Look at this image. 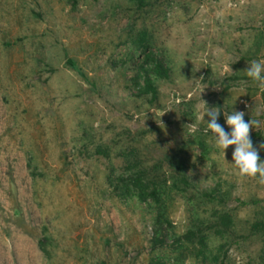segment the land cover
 Here are the masks:
<instances>
[{
	"label": "rangeland",
	"instance_id": "rangeland-1",
	"mask_svg": "<svg viewBox=\"0 0 264 264\" xmlns=\"http://www.w3.org/2000/svg\"><path fill=\"white\" fill-rule=\"evenodd\" d=\"M143 49L170 69L156 100L129 81ZM253 59L264 60V0H0V264H264V184L238 175L234 146L214 147L201 118L208 106L226 131L224 112L259 121L264 161ZM134 161L164 186L177 235L223 214L232 234L218 224L154 248L156 203L109 182ZM183 172L218 200L170 186Z\"/></svg>",
	"mask_w": 264,
	"mask_h": 264
},
{
	"label": "trees",
	"instance_id": "trees-1",
	"mask_svg": "<svg viewBox=\"0 0 264 264\" xmlns=\"http://www.w3.org/2000/svg\"><path fill=\"white\" fill-rule=\"evenodd\" d=\"M130 1L135 3L139 8H142L146 6L150 0ZM144 48L146 49V47ZM145 49H143V58H141L138 63H135L134 74L129 78V81L133 87L137 89V93L135 94L136 97L142 98L149 95L152 99L156 100L158 96L156 79H169L171 73L164 57L147 52ZM137 162L138 161H134L131 165L129 164L124 170L119 172V174L115 175L113 179L109 177V182L113 190L119 196H133L141 202H147L151 199L156 203V217L154 223L160 229L157 228L155 230V235L152 238L154 248L166 245L170 236H173L175 241L181 243H194L198 238H201L203 241L204 238L200 237V233L204 230H211L218 224H220L219 226L222 228L219 229V234L222 236H230L232 234L234 231L231 227L233 220L226 214H223L219 217L220 221L208 224L206 229H203L200 223H196L185 233L177 235L175 231H173V223L169 219L164 208V202L162 200L164 186H160L152 181L148 176V171L142 168L141 164ZM170 186L178 191L187 193L189 190L193 189L198 193V197L218 200L216 189L211 191L195 189L190 181V177L186 175L185 172L182 173L181 177H176ZM48 239V237H44L39 240V248L47 257H49Z\"/></svg>",
	"mask_w": 264,
	"mask_h": 264
},
{
	"label": "clouds",
	"instance_id": "clouds-1",
	"mask_svg": "<svg viewBox=\"0 0 264 264\" xmlns=\"http://www.w3.org/2000/svg\"><path fill=\"white\" fill-rule=\"evenodd\" d=\"M244 72L261 91H264V60H251L250 66ZM203 102L207 105L204 100ZM197 107L200 108L201 106L198 105ZM220 112L217 108L207 106V110L202 113L201 118H205V115L210 117L207 127L204 129L205 134L211 131L214 147L220 149L225 155L226 150L230 146H234L232 153L234 163L232 164L240 177L255 179L258 183L264 184V161L261 160L259 151L254 147L251 139L252 128L259 129L260 122L256 120L246 121L244 111L224 112L226 123L231 129V131H226L218 122ZM191 127L193 132L197 131L195 124ZM259 147L264 148V143Z\"/></svg>",
	"mask_w": 264,
	"mask_h": 264
}]
</instances>
